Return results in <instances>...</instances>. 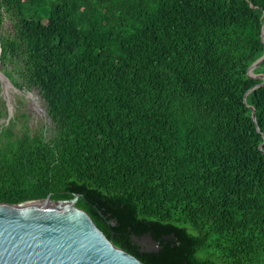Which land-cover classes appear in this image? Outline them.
<instances>
[{"label":"trees","instance_id":"obj_1","mask_svg":"<svg viewBox=\"0 0 264 264\" xmlns=\"http://www.w3.org/2000/svg\"><path fill=\"white\" fill-rule=\"evenodd\" d=\"M263 23L264 0H0V71L52 122L0 123V203L79 194L145 264H264Z\"/></svg>","mask_w":264,"mask_h":264},{"label":"water","instance_id":"obj_2","mask_svg":"<svg viewBox=\"0 0 264 264\" xmlns=\"http://www.w3.org/2000/svg\"><path fill=\"white\" fill-rule=\"evenodd\" d=\"M263 58L264 54L248 68L250 75L263 77L256 86L264 83V74L252 71ZM0 80L10 82L1 71ZM251 116L255 119L253 107ZM79 196L55 200L48 195L0 203V264H145L115 245L92 217L76 206ZM132 238L140 251L157 252L160 248L149 233Z\"/></svg>","mask_w":264,"mask_h":264},{"label":"rangeland","instance_id":"obj_3","mask_svg":"<svg viewBox=\"0 0 264 264\" xmlns=\"http://www.w3.org/2000/svg\"><path fill=\"white\" fill-rule=\"evenodd\" d=\"M0 97L4 101L3 106L7 111V115L4 114L0 117V123L8 124L9 119H12V127L15 132L24 129V125L31 132L41 127L52 126V122L44 108V100L36 88L20 90L10 82L3 80L1 82ZM22 113L25 114L24 118L20 115Z\"/></svg>","mask_w":264,"mask_h":264},{"label":"bare ground","instance_id":"obj_4","mask_svg":"<svg viewBox=\"0 0 264 264\" xmlns=\"http://www.w3.org/2000/svg\"><path fill=\"white\" fill-rule=\"evenodd\" d=\"M262 35H263V38H264V25H263V31H262Z\"/></svg>","mask_w":264,"mask_h":264},{"label":"flooded vegetation","instance_id":"obj_5","mask_svg":"<svg viewBox=\"0 0 264 264\" xmlns=\"http://www.w3.org/2000/svg\"><path fill=\"white\" fill-rule=\"evenodd\" d=\"M44 108H45V106H44Z\"/></svg>","mask_w":264,"mask_h":264}]
</instances>
